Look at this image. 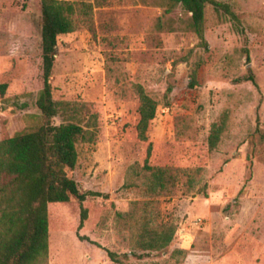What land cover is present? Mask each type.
Here are the masks:
<instances>
[{
  "label": "rangeland",
  "instance_id": "rangeland-1",
  "mask_svg": "<svg viewBox=\"0 0 264 264\" xmlns=\"http://www.w3.org/2000/svg\"><path fill=\"white\" fill-rule=\"evenodd\" d=\"M41 1L0 0V141L41 125ZM62 1L75 5L76 30L58 40L54 99L86 103L99 127L96 144H78L68 173L81 193L99 195H88L82 226L77 199L49 206L48 264H119L108 251L125 264H264V0H216L233 15L208 5L207 47L191 14L169 0ZM137 86L161 103L146 142ZM224 112L227 130L210 150ZM147 167L176 177L156 200L177 234L169 253L125 259L129 233L117 214L149 199ZM176 249L185 254L173 259Z\"/></svg>",
  "mask_w": 264,
  "mask_h": 264
},
{
  "label": "trees",
  "instance_id": "trees-1",
  "mask_svg": "<svg viewBox=\"0 0 264 264\" xmlns=\"http://www.w3.org/2000/svg\"><path fill=\"white\" fill-rule=\"evenodd\" d=\"M171 5H180L191 14V27L205 47L206 8L215 10L228 6L216 0H169ZM85 13L86 10H84ZM75 5L62 0L40 2L41 49L43 87L35 105L40 112L41 125L25 129L13 137L0 141V264H48L50 248L49 206L67 204L72 198L81 206V226L89 219V210L84 207L88 195L81 193L78 183L69 176L78 163V144H96L99 137L98 115L91 112L86 103L56 101L54 99L53 73L58 40L76 30ZM233 15V14H232ZM199 64L191 73V86L197 87ZM256 84L252 75L248 78ZM7 85L1 86L2 94ZM139 99L138 139L148 140L150 123L156 118L161 103L152 98L142 86H137ZM172 87L165 94V108L171 106ZM62 118L55 125V118ZM229 112H224L211 126L208 147L214 150L219 145L228 127ZM152 146L149 145L148 155ZM144 201H132L129 210L118 213L123 230L129 233L130 253L142 259L151 253H169L177 234V227L161 219L158 196L173 186L176 177L165 169L147 167ZM193 187V186H192ZM199 190V193L203 192ZM183 250H174L171 258L183 256ZM111 261L125 264L118 254L108 251Z\"/></svg>",
  "mask_w": 264,
  "mask_h": 264
},
{
  "label": "crops",
  "instance_id": "crops-1",
  "mask_svg": "<svg viewBox=\"0 0 264 264\" xmlns=\"http://www.w3.org/2000/svg\"><path fill=\"white\" fill-rule=\"evenodd\" d=\"M184 249H187V248H184Z\"/></svg>",
  "mask_w": 264,
  "mask_h": 264
}]
</instances>
